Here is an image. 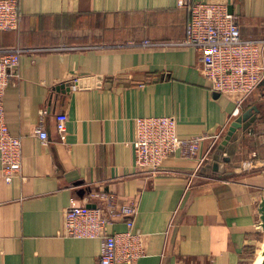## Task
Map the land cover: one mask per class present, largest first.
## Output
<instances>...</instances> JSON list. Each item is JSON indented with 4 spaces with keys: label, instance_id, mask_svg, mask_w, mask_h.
<instances>
[{
    "label": "crops",
    "instance_id": "crops-1",
    "mask_svg": "<svg viewBox=\"0 0 264 264\" xmlns=\"http://www.w3.org/2000/svg\"><path fill=\"white\" fill-rule=\"evenodd\" d=\"M221 1L244 38L264 39V0ZM20 11L19 28L0 32V48L26 50L4 99L23 159L12 182L0 171V264H97L101 240L66 235L65 212L102 191L138 206L145 254L135 264H253L264 243V81L239 113L258 106L257 119L225 144L237 98L212 91L199 53L132 45L183 40L191 14L178 0H20ZM145 116H174L180 138L203 137L197 155L178 150L156 173L139 168L133 141ZM249 160L256 167L243 169ZM126 229L121 218L108 227Z\"/></svg>",
    "mask_w": 264,
    "mask_h": 264
},
{
    "label": "built area",
    "instance_id": "built-area-1",
    "mask_svg": "<svg viewBox=\"0 0 264 264\" xmlns=\"http://www.w3.org/2000/svg\"><path fill=\"white\" fill-rule=\"evenodd\" d=\"M178 4L188 7L191 14L183 40H144L132 45L194 48L201 58V73L210 82L212 91L235 96L237 107L233 115H239L245 100L264 81V39L244 38L227 2L178 0ZM20 23V0H0V31L16 30ZM24 51L23 48H0V171L8 183L21 174L23 156L21 138L10 132L6 121L4 99L12 79L18 75ZM56 121L58 131L66 132L68 115L58 113ZM35 133L42 142L48 140L49 134L43 126L37 127ZM202 138H180L174 116L138 117L133 141L136 164L142 170L156 173L164 160L178 150L184 156L195 157ZM255 167L253 160L242 164L243 169ZM94 199L102 203L89 207ZM137 213L134 202L120 203L111 192H92L83 203L75 197L71 199L65 212L64 230L70 237L101 240L97 264H135L145 254L142 235L133 231ZM118 218L126 221L127 229L110 233L109 225Z\"/></svg>",
    "mask_w": 264,
    "mask_h": 264
},
{
    "label": "water",
    "instance_id": "water-1",
    "mask_svg": "<svg viewBox=\"0 0 264 264\" xmlns=\"http://www.w3.org/2000/svg\"><path fill=\"white\" fill-rule=\"evenodd\" d=\"M229 10L231 13H234V8L232 5L229 6ZM76 87H88L87 78H79L77 81L74 80L73 82ZM219 94V93H218ZM260 112L258 106H252L245 111H243L230 125L228 133L225 138V144L231 140L232 136L238 129L246 130L252 122L257 119V115ZM89 207H94V204H88ZM259 212V223H258V230L264 232V195L259 203L258 207ZM253 264H264V243L261 248L260 253L256 257V260Z\"/></svg>",
    "mask_w": 264,
    "mask_h": 264
},
{
    "label": "trees",
    "instance_id": "trees-1",
    "mask_svg": "<svg viewBox=\"0 0 264 264\" xmlns=\"http://www.w3.org/2000/svg\"><path fill=\"white\" fill-rule=\"evenodd\" d=\"M1 32V31H0Z\"/></svg>",
    "mask_w": 264,
    "mask_h": 264
}]
</instances>
